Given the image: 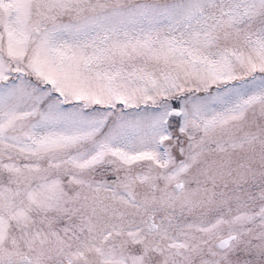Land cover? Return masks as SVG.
<instances>
[{"label":"snow or ice","instance_id":"snow-or-ice-1","mask_svg":"<svg viewBox=\"0 0 264 264\" xmlns=\"http://www.w3.org/2000/svg\"><path fill=\"white\" fill-rule=\"evenodd\" d=\"M0 264H264V0H0Z\"/></svg>","mask_w":264,"mask_h":264}]
</instances>
